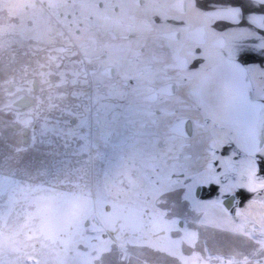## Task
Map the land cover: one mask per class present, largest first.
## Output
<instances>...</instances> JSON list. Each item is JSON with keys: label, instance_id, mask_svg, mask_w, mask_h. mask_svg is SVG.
Here are the masks:
<instances>
[{"label": "rangeland", "instance_id": "1", "mask_svg": "<svg viewBox=\"0 0 264 264\" xmlns=\"http://www.w3.org/2000/svg\"><path fill=\"white\" fill-rule=\"evenodd\" d=\"M97 1L0 0V264H264V152L256 172L229 170L219 118L205 139L175 133L183 113L222 109L201 47L196 79L179 75L197 91L175 97L164 34L181 23L157 0ZM158 105L182 113L163 131ZM33 158L62 163L47 175Z\"/></svg>", "mask_w": 264, "mask_h": 264}, {"label": "crops", "instance_id": "2", "mask_svg": "<svg viewBox=\"0 0 264 264\" xmlns=\"http://www.w3.org/2000/svg\"><path fill=\"white\" fill-rule=\"evenodd\" d=\"M183 1L186 4L184 10L181 8ZM241 1V5H220L209 10H201L195 0H157L160 5L165 4L164 12L169 13L167 14L169 18L177 19L182 25V29L168 28L166 34L163 33L172 36V41L166 42L167 45L164 47L171 48V53L166 56L167 63L164 64L169 66L165 77L173 79L172 93L176 97L182 90L188 93L197 91V87H190L192 84L190 82L196 79V73L195 71L187 73V70H191V61L196 53L195 47L199 45L201 48L198 54L203 56L201 66H208L211 71L214 70L213 76H210V72L207 73V78L209 86L211 84L214 90L213 93L220 98L222 109L216 114L206 112L203 114L204 112L200 111L182 114L181 108L174 105H168L167 109L158 105L157 108L159 111L161 109L160 116L166 117L170 114L175 118L177 114L183 115V119L176 123L178 129H175V133L180 135L179 140H186L187 143L209 136L204 129L207 125H200L203 124L201 120L205 116H210L212 121L216 120L215 117L219 118L224 124L216 129L225 132V144H232L234 152H239V156L233 159L229 157L228 161L225 159L226 161L222 162L229 170L249 167L256 172L257 165L253 158L264 152V127L261 124L262 117L264 118V65L245 64L240 61L239 56L246 47L264 49V0ZM172 9L177 16L173 13L170 15ZM217 22H225L228 25L220 30L215 26ZM177 40L180 42H176ZM147 68L148 65L144 69ZM179 75H188L190 84L185 85L186 82L181 81ZM165 87L169 88L162 84L151 85V93L156 91L158 96L161 93L165 94L167 93ZM163 118L159 117L157 126H154L157 130L165 129L161 126ZM187 127L190 136L185 135L184 130ZM163 134L165 135V131ZM209 140L211 141V138Z\"/></svg>", "mask_w": 264, "mask_h": 264}, {"label": "trees", "instance_id": "3", "mask_svg": "<svg viewBox=\"0 0 264 264\" xmlns=\"http://www.w3.org/2000/svg\"><path fill=\"white\" fill-rule=\"evenodd\" d=\"M241 3H242L241 0H197L198 7L203 10L212 9L214 8V6H217V5H236V4L241 5ZM245 10H247V8H245ZM243 24L245 25L246 22L244 21ZM227 25L228 24L225 22H217L215 24V26L220 30L226 28ZM239 58H240V61H242L245 64L258 63L261 65H264V49L256 50L250 47H246L241 52ZM261 162L264 163V160H262ZM261 173L262 172H260V174Z\"/></svg>", "mask_w": 264, "mask_h": 264}, {"label": "snow or ice", "instance_id": "4", "mask_svg": "<svg viewBox=\"0 0 264 264\" xmlns=\"http://www.w3.org/2000/svg\"><path fill=\"white\" fill-rule=\"evenodd\" d=\"M44 156H51L50 153H44ZM39 164L40 166H42L43 171L45 172V174L47 175H51L54 174L55 172H57L61 166V161L58 158H51V159H40L39 161H36L34 158L32 160H30L28 162V164L26 165V168L30 169L34 164ZM45 187V185H40L38 190H43ZM210 187H215L217 188V190H219V185H215V186H210ZM168 193H165V195H167ZM175 207V205H173ZM227 211V209H225V212ZM217 223L216 226L219 227V221L220 218H216ZM177 221H179V218L177 217ZM228 221L231 222V216L229 214L228 216ZM139 221L138 220H132L129 222V228L131 230V233H135L137 231H139ZM142 226V225H140ZM124 233H120L117 235V240H122ZM135 246V245H134ZM121 247H123V245H121Z\"/></svg>", "mask_w": 264, "mask_h": 264}, {"label": "flooded vegetation", "instance_id": "5", "mask_svg": "<svg viewBox=\"0 0 264 264\" xmlns=\"http://www.w3.org/2000/svg\"><path fill=\"white\" fill-rule=\"evenodd\" d=\"M112 1V0H111ZM71 3H72V1H70ZM144 3V2H143ZM96 4H97V7H104V1L103 0H98L97 2H96ZM115 8H117V6L115 7ZM159 97L160 96H158L157 95V93L155 94V92H153L150 96H149V98L151 99V101H154V102H159ZM156 99V100H155ZM25 102V101H24ZM160 111H161V109H160ZM159 111V109L156 107V108H154V109H152V111H150V113L152 114V115H154V116H160V114L162 113V112H160ZM153 120H155V119H153ZM263 123H264V118H263ZM228 147V146H227ZM228 149V148H227ZM226 154V153H225ZM224 155V154H223ZM232 196V195H231ZM230 196V197H231ZM235 196V200H236V198H238L237 196H236V194L234 195ZM229 197V198H230ZM221 203H222V205L228 210L229 208H228V206H227V204H228V200H223V201H221ZM234 203H235V201H234ZM233 203V204H234ZM227 206V207H226ZM233 206V205H232ZM232 208V207H231ZM230 208V209H231Z\"/></svg>", "mask_w": 264, "mask_h": 264}, {"label": "water", "instance_id": "6", "mask_svg": "<svg viewBox=\"0 0 264 264\" xmlns=\"http://www.w3.org/2000/svg\"><path fill=\"white\" fill-rule=\"evenodd\" d=\"M25 99V102L27 103V101H29L30 100V102H33V99L32 98H23V99H20V100H18L17 101V103L16 104H18V105H24L25 104V102H21L22 100H24ZM23 103V104H22ZM228 200V204H227V206H228V210H230V208L232 207V205H233V203H234V201H235V196L234 195H232L230 198H228L227 199Z\"/></svg>", "mask_w": 264, "mask_h": 264}, {"label": "bare ground", "instance_id": "7", "mask_svg": "<svg viewBox=\"0 0 264 264\" xmlns=\"http://www.w3.org/2000/svg\"><path fill=\"white\" fill-rule=\"evenodd\" d=\"M25 101V99L24 100H22L21 102H24ZM23 104V103H22ZM262 126L264 127V123H263V117H262ZM261 132V131H260Z\"/></svg>", "mask_w": 264, "mask_h": 264}]
</instances>
